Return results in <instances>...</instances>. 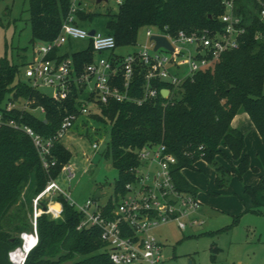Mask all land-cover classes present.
Instances as JSON below:
<instances>
[{
    "label": "trees",
    "instance_id": "16d2710c",
    "mask_svg": "<svg viewBox=\"0 0 264 264\" xmlns=\"http://www.w3.org/2000/svg\"><path fill=\"white\" fill-rule=\"evenodd\" d=\"M27 2L26 21L32 33V48L38 42L55 40L72 1ZM237 4L246 22V31L237 49L223 53L211 68L186 79L180 89L172 90L168 97L163 96L162 89L171 86L155 81L159 94L154 101L139 105L133 100L112 99L100 104V112L92 115L97 122L108 124L110 130L105 156L119 172L113 194L124 193L126 184L134 180L131 169L139 165L137 151L148 144H165L176 156L177 164L173 167L176 185L193 194L197 189L185 178L182 169L196 170L194 164L200 159L214 169L217 190L226 187L232 175L241 179L251 168L249 157L243 152L244 136L231 126V121L237 113H247L264 144V19L252 13L251 0H239ZM79 5V19L88 20L99 15L84 11L82 0ZM117 5L116 12L107 14L110 17L107 27L118 48L137 45L142 28L170 36L181 30L220 29L222 24L218 17L224 11L222 0H124ZM27 50L21 48V51ZM58 52L59 49H55L53 55ZM95 55L91 44L86 50L71 54L76 70L80 72L85 64L93 62ZM27 62L25 53L19 54L18 62L7 55L0 58V110L3 111L0 124V264H12L9 252L21 245L20 233L31 226L28 214L33 198L44 190L50 178H58L73 157L64 142L56 140L52 148L55 164L47 170L31 137L9 125L13 119L50 137L58 131L66 115L78 112L77 89L63 100H55L34 89L21 78ZM136 69L128 88L132 99L144 94L143 72L139 73L140 66ZM20 98L29 99L32 107H44L45 114L20 109L5 111L3 106L8 99ZM218 157L227 160L229 167L221 164ZM244 193L250 197L252 205L243 212L264 216V175L255 185H245ZM112 197L108 200L110 207L114 205ZM57 200L63 206V216L59 219H52L48 214L38 217V243L29 252L25 264H113L108 254L101 251L104 244L100 229H79L82 213L63 195H58ZM239 216H234L233 222Z\"/></svg>",
    "mask_w": 264,
    "mask_h": 264
},
{
    "label": "built area",
    "instance_id": "2783aa9c",
    "mask_svg": "<svg viewBox=\"0 0 264 264\" xmlns=\"http://www.w3.org/2000/svg\"><path fill=\"white\" fill-rule=\"evenodd\" d=\"M71 1L60 35L53 41L36 43L21 74L26 83L40 92L41 88H51V94L42 93L55 100H63L72 95L74 88L77 89L78 112L66 115L58 131L50 137H44L32 127L20 125L13 119L9 121L10 126L23 130L31 137L47 170L55 164L52 154L55 141L70 137L78 124H89L92 133L97 134L94 131L97 121L92 115L100 112V104H107L112 99L120 102L133 100L139 105L154 101L159 94L155 81L171 86L163 88L169 89V96L172 90L180 89L186 79L211 68L223 53L237 49L246 31V22L237 4L239 0H222L224 11L218 17L222 24L220 29L181 30L175 36L148 29L147 43L137 44L136 49L122 53L118 51L113 34L96 31L91 35L90 30L78 24L79 0ZM122 1L117 0V3ZM251 1L252 13L264 19V0ZM154 34L167 36L175 50H154V42L150 41ZM70 39H88L96 54L94 61L85 64L80 72L76 70L71 54L66 56L60 53ZM55 49H59V52L53 55ZM137 66L141 67L139 73L143 72L144 94L141 98L132 99L128 95V88ZM3 108L7 112L20 109L45 114L44 107H32L29 99H8ZM2 120L3 111L0 110V124ZM101 138L93 141L94 149L99 148ZM137 156L139 165L131 169L135 178L126 184L124 193L113 194V207L109 206V199L100 202L97 198H88L79 204L66 193L57 178H50L44 190L33 198L30 228L34 227L35 233L30 228L20 233L21 245L9 252L11 263L25 264L29 252L37 245L39 216L48 214L52 219L62 218L63 206L57 196L63 195L70 205L82 213L79 229H100L104 244L101 251L108 254L113 264H161L165 244L158 238L156 230L170 223H175L182 231L200 226L204 223L197 215L200 201L196 194L177 187L173 176L177 158L167 150L165 144L145 145L137 151ZM62 172L69 180L75 177L70 163L63 167ZM28 244L29 249L26 248Z\"/></svg>",
    "mask_w": 264,
    "mask_h": 264
},
{
    "label": "rangeland",
    "instance_id": "374dc122",
    "mask_svg": "<svg viewBox=\"0 0 264 264\" xmlns=\"http://www.w3.org/2000/svg\"><path fill=\"white\" fill-rule=\"evenodd\" d=\"M27 7V0H0V58L7 55L10 60L18 62L20 53H25L28 59L31 57L32 33L26 21ZM117 8V0L101 3H97L96 0H82L84 11L99 15L88 20L77 17V22L88 30L95 29L107 34L109 33L107 23L110 19L107 14L116 12ZM148 29L142 28L139 31L138 44L147 43ZM152 30L155 31V29ZM88 46V39H70L65 42L60 53L73 54L86 50ZM137 47L120 48L118 51H131ZM21 48H28V50L24 52ZM162 52L166 53L164 50ZM21 78L23 79L22 74ZM41 90L46 94L52 93L51 88L45 87ZM94 125V131L97 134L92 133L93 130L89 124L83 123L78 124L72 131L73 138L67 137L63 140L73 154L70 165L74 168L75 177L69 180L66 173L61 172L57 180L66 193L79 204L95 196L98 191L102 196L97 199L100 202L106 201L113 195L114 183L119 178L118 170L105 156L110 140L108 124L96 122ZM97 138H101V143L98 149H94L92 143ZM218 161L225 167H229V162L222 157H218ZM212 170L214 169L209 165L204 169L189 168L185 171L189 180L198 187V192L200 190L204 196L202 206L204 215L201 218L204 223L189 227L185 231L180 230L175 223L158 228L156 234L165 244L164 263L161 264H264V216L245 212L236 222H233L234 217L226 210L207 202L206 199L217 198L219 207H223V203L230 198H235L239 203L241 201L238 196L242 195L245 198L244 193L241 192L238 195L236 190L237 184H243L238 178H234L232 187H229V182L225 188H221L219 194H207L208 189L211 191L216 189ZM230 207V203L225 204V208ZM31 208L33 209V206H29V209ZM32 209L28 214L29 222L32 219Z\"/></svg>",
    "mask_w": 264,
    "mask_h": 264
},
{
    "label": "crops",
    "instance_id": "0c3cea01",
    "mask_svg": "<svg viewBox=\"0 0 264 264\" xmlns=\"http://www.w3.org/2000/svg\"><path fill=\"white\" fill-rule=\"evenodd\" d=\"M129 47H131V46H128L127 48H129ZM120 48H125V47H120ZM231 126L235 129H238L239 131H241L243 136H244L243 152L248 155L250 167H251L242 175V177L240 179L243 184L242 185L237 184L236 190L239 193L238 195H240L241 192L244 193V186L245 185H250V186L255 185L257 183V181L259 180V177L261 175H264V144L261 140L259 133L255 129L253 123L251 122L249 116L247 115V113H245V112L237 113L231 121ZM73 134L74 133H72L71 135H73ZM71 135H70V138H73V136H71ZM225 152L229 156V153L226 150H225ZM233 163L236 165L237 161L233 160ZM194 166H195L196 170L204 169V167H209V165L202 159L196 161ZM188 169L189 168L182 169V174L190 182V184H192L193 187H195L197 189L196 196L200 201V208H199L197 215L200 218H203L204 210H202V206L204 204V201H203L204 196L200 192V190L198 192V187L191 180H189V178L186 176L185 171H187ZM212 171H213L214 179H215V172H214V170H212ZM234 178H237L236 175L231 176V179L229 181L230 182L229 187H232L231 185L234 184ZM220 191H221V189H219V190L214 189L212 191H211V189L210 190L208 189L206 191V193L211 194V195H217L220 193ZM244 195H245V198L242 195L238 196V198L242 204L239 203L235 198L228 199L226 203H230V205H231L230 208H225L226 203H223V207H219L220 204H219V202H217V198H209L206 200H207V202H209L210 204H214L218 208H223L224 210H226V212H228L229 215L234 217L238 214L241 215V214L245 213L243 211L246 208H251L252 204H251L250 197L248 195H246L245 193H244ZM101 196H102V194H101ZM206 198H208V197H206Z\"/></svg>",
    "mask_w": 264,
    "mask_h": 264
},
{
    "label": "water",
    "instance_id": "95a60500",
    "mask_svg": "<svg viewBox=\"0 0 264 264\" xmlns=\"http://www.w3.org/2000/svg\"><path fill=\"white\" fill-rule=\"evenodd\" d=\"M96 1H97V3H101V2H107L108 0H96ZM95 32H96L95 29L90 30V34L91 35H94ZM150 41L154 42V50H158L160 48H164V49H166L168 51H171V52H173L175 50L174 46L172 45V43L170 42L168 37L165 36V35L154 34V35H152L150 37ZM162 94H163L164 97H167L168 94H169V89H163L162 90ZM100 196H101V192L98 191L95 194V197L99 198ZM42 206H43V209L46 210V204L43 203ZM30 231L34 234L35 233V228L31 227Z\"/></svg>",
    "mask_w": 264,
    "mask_h": 264
},
{
    "label": "bare ground",
    "instance_id": "6f19581e",
    "mask_svg": "<svg viewBox=\"0 0 264 264\" xmlns=\"http://www.w3.org/2000/svg\"><path fill=\"white\" fill-rule=\"evenodd\" d=\"M27 249H29V244L26 246Z\"/></svg>",
    "mask_w": 264,
    "mask_h": 264
}]
</instances>
